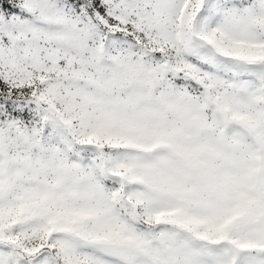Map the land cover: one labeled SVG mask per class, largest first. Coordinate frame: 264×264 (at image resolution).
I'll list each match as a JSON object with an SVG mask.
<instances>
[{
    "label": "rangeland",
    "instance_id": "obj_1",
    "mask_svg": "<svg viewBox=\"0 0 264 264\" xmlns=\"http://www.w3.org/2000/svg\"><path fill=\"white\" fill-rule=\"evenodd\" d=\"M0 264H264V0H0Z\"/></svg>",
    "mask_w": 264,
    "mask_h": 264
},
{
    "label": "trees",
    "instance_id": "obj_2",
    "mask_svg": "<svg viewBox=\"0 0 264 264\" xmlns=\"http://www.w3.org/2000/svg\"><path fill=\"white\" fill-rule=\"evenodd\" d=\"M157 54H158V53H153L154 56L157 55ZM159 56H161V54H160ZM52 256H54V254H53Z\"/></svg>",
    "mask_w": 264,
    "mask_h": 264
}]
</instances>
